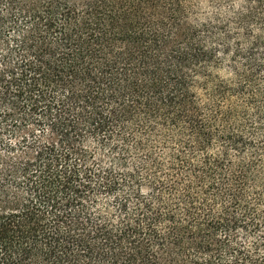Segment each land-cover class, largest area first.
I'll return each mask as SVG.
<instances>
[{"label": "trees", "instance_id": "1", "mask_svg": "<svg viewBox=\"0 0 264 264\" xmlns=\"http://www.w3.org/2000/svg\"><path fill=\"white\" fill-rule=\"evenodd\" d=\"M0 264H264V0H0Z\"/></svg>", "mask_w": 264, "mask_h": 264}]
</instances>
